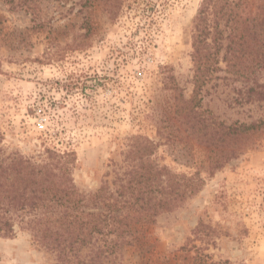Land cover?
I'll return each instance as SVG.
<instances>
[{
	"label": "rangeland",
	"instance_id": "obj_1",
	"mask_svg": "<svg viewBox=\"0 0 264 264\" xmlns=\"http://www.w3.org/2000/svg\"><path fill=\"white\" fill-rule=\"evenodd\" d=\"M106 1L42 0L34 14L0 0V155L75 151V184L93 193L116 188L137 162L135 137H149L156 164L203 184L138 227L117 264H264V134L212 169L206 147L168 127L173 86L193 93L192 26L203 0H121L115 20ZM242 13L264 17V0H242ZM226 75L205 86L203 108L228 123L264 117V103L240 104L243 83ZM55 263L29 232L0 234V264Z\"/></svg>",
	"mask_w": 264,
	"mask_h": 264
},
{
	"label": "trees",
	"instance_id": "obj_2",
	"mask_svg": "<svg viewBox=\"0 0 264 264\" xmlns=\"http://www.w3.org/2000/svg\"><path fill=\"white\" fill-rule=\"evenodd\" d=\"M2 1L37 14L42 0ZM109 1L115 20L122 2ZM192 47L193 93L186 98L173 86L176 121L168 127L184 130L206 147L210 168L221 169L264 134V117L219 120L203 108V90L213 80L229 78L219 76L224 72L243 83L240 104L264 103V83L257 80L264 71V17L244 16L242 0H203L193 21ZM135 138L142 140L133 151L137 162L113 181L116 188L105 183L93 193L75 184V151L45 148L40 159L0 155V234L13 236L17 227L29 232L37 246L55 254V264H117V256L135 244L138 227L180 207L203 184L198 174L156 164L151 156L158 144L146 136Z\"/></svg>",
	"mask_w": 264,
	"mask_h": 264
}]
</instances>
